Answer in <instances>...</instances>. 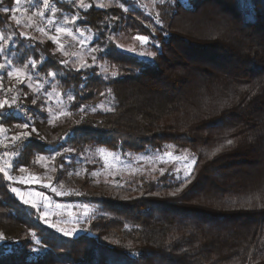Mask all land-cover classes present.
<instances>
[{
    "label": "trees",
    "instance_id": "trees-1",
    "mask_svg": "<svg viewBox=\"0 0 264 264\" xmlns=\"http://www.w3.org/2000/svg\"><path fill=\"white\" fill-rule=\"evenodd\" d=\"M244 1L250 5L248 20L240 0H166L153 10L132 6L126 11L118 4L85 10L73 0H50L58 12L76 16V26L95 33L92 46L119 69L118 76L107 78L97 66L80 73L65 69L59 61L67 59L71 66V55H62L57 43L35 29L28 34L35 40L18 37L22 26L9 19L12 13L0 12V32L12 36L7 59L19 67L41 56L46 62L30 73L39 71L35 80L41 91L19 84L21 111L0 116L8 136L29 133L14 164L28 168L36 155L62 151L74 159L94 147L138 155L167 145L177 152L187 149L197 159L191 183L175 196L170 193L182 180L149 173L125 185L101 184L93 192L62 198L101 208L88 230L72 237L41 220L10 192L0 173V231L7 236L0 241V264H245L249 253L253 264H264V88L259 87L264 0ZM3 6L15 7L14 0H3ZM162 9L168 13L162 11L163 28L152 27L155 11ZM119 34L148 36L156 56L109 41ZM49 70L58 72L57 87L69 113L51 123L46 105L40 107L51 91ZM69 94L75 99L69 101ZM106 101L115 112L86 113ZM23 109L32 117L28 129L15 127L25 118ZM226 139L234 145H226ZM63 156L58 166L65 176L73 164ZM249 199L251 206L245 204Z\"/></svg>",
    "mask_w": 264,
    "mask_h": 264
},
{
    "label": "rangeland",
    "instance_id": "rangeland-1",
    "mask_svg": "<svg viewBox=\"0 0 264 264\" xmlns=\"http://www.w3.org/2000/svg\"><path fill=\"white\" fill-rule=\"evenodd\" d=\"M186 1V0H185ZM245 20L251 18L250 5L246 3L244 0H240ZM100 2H103L107 5V7H111L112 5L118 4L122 5L123 8L128 9L133 7H140L144 10L150 9L153 10V0H85L86 4L95 5L97 6ZM35 3V2H33ZM24 4L20 5L21 8ZM98 7V6H97ZM41 10H43L41 8ZM30 13H24L23 16L26 17ZM17 17H21V13H15ZM60 16V17H59ZM55 24L50 25V28L47 29L50 35L58 36V42L64 45L65 50H67L70 54H82L83 58L87 60L89 64L92 63L91 57L95 55L97 57V62L93 66H97L100 68V72L105 76V74L101 70V65H104L109 68V74L112 71L111 65L108 61L104 60L101 56V50L98 52H91L92 48H99L93 47L92 41L95 38V33L87 27L76 26L75 23L68 22L66 23V18L70 21L72 16L68 13L58 12L55 16L50 15ZM59 18V19H58ZM35 21H39V17L33 18ZM23 23V21H22ZM152 27H156L157 24L153 22ZM56 26H63L68 28L70 31L73 32L76 39H73L71 36H67L65 34H57L55 32ZM81 27V28H80ZM31 29H35V24L31 28H21V30L31 34ZM83 32L84 36L80 37L79 33ZM197 32H203L202 27H198ZM136 36L135 34H119L115 37V41L120 48L127 50V48L131 47L134 48L135 51L138 53L140 51L149 52L152 51L151 48V40L149 39L148 44L141 45L139 41L134 40L133 37ZM48 38V37H47ZM83 39L85 42L83 45L79 43V40ZM12 42V41H10ZM137 47V48H136ZM140 47V49H139ZM100 49V48H99ZM70 56V55H69ZM3 59V54H0V64L6 63ZM76 59V55H71V61ZM14 66V65H13ZM19 67V66H15ZM31 73V72H30ZM29 73V74H30ZM107 75V76H108ZM34 81L36 76L33 77ZM49 79H53L49 77ZM13 79H9L5 76L4 85L9 86L12 84ZM27 83V82H26ZM36 83H38L36 81ZM39 84V83H38ZM51 84V91L52 98L45 97L46 103V111L49 113L48 109H51L52 113L57 114V118H61L65 115H59L61 111L68 113L67 107V99L63 97L60 93L57 85L58 81L55 79ZM40 85V84H39ZM48 85V83H46ZM40 87V86H39ZM55 89V91H54ZM101 105H104L102 108ZM111 103L109 101L101 103L98 107H96L95 111H92L93 108L87 109L86 113H96V112H105L107 107H110ZM55 119V120H56ZM50 120L52 117L50 116ZM52 120V121H55ZM5 128V127H4ZM7 133V132H6ZM8 135V134H7ZM100 149H104V154L100 153ZM165 152H171L172 156H166ZM64 153V156L61 159H65L66 164H73L69 171L67 170L66 175L61 174L59 169H63V166H58V162L60 160V155ZM111 153V155H108ZM189 156L193 155L190 151L187 152ZM70 152L67 153L62 151L61 153H53V154H38L35 156L34 160L32 161V165L27 169L26 172L21 173L16 169H9V172L14 177L20 178L23 177L25 182L23 183H13L9 182L10 186H15L20 188L22 192L26 194V198L28 197L27 194L31 193L41 205L43 201L37 193H43L45 197H47L51 201L50 208L47 209L51 215L50 219L52 221H63V220H70L73 217H69L68 212L69 210L74 214L75 218H78L81 223L77 225L79 229H82L75 233L73 236H76L80 233L85 232L88 230L90 221L97 215L101 214V208L92 204H82L81 202H67L63 201L62 198H69L81 195L85 193V191H94V188L101 184H115V185H125L132 180L139 178L141 176H147L149 173H159L161 174V169L164 170V173H169L174 178L177 175L175 169L179 168L180 172L178 173L183 180V172H184V164L185 161L183 159H177V157H182L185 155L184 151L177 152L175 148H162L159 152L150 151L145 154H138L134 155L131 153H123V152H113L107 148H90L85 153L76 154L74 159L70 156ZM19 156V155H18ZM37 156H43L45 159L38 161L36 158ZM54 157V159H51ZM141 157H147L148 159H140ZM160 158H163L162 160ZM14 160V159H13ZM11 159L10 163H13ZM74 160V161H73ZM79 172L80 175L77 176L75 173ZM69 173H72L70 176ZM92 173H97V175H92ZM35 176L37 177L36 181H28V177ZM63 183V189L59 187L60 183ZM45 185H51L52 187H56L58 191H63L64 195H57L56 192L52 191L51 187H46ZM60 205L61 207H57ZM87 205L89 209L88 216L83 214L84 209L83 206ZM66 206V207H65ZM39 215V214H38ZM48 225V224H47ZM71 227V224L67 225ZM54 229V228H53Z\"/></svg>",
    "mask_w": 264,
    "mask_h": 264
},
{
    "label": "snow or ice",
    "instance_id": "snow-or-ice-1",
    "mask_svg": "<svg viewBox=\"0 0 264 264\" xmlns=\"http://www.w3.org/2000/svg\"><path fill=\"white\" fill-rule=\"evenodd\" d=\"M74 3H77V6L79 8L85 9L87 10L89 7H91L90 4H86L85 0H73ZM166 0H153V6L157 7V6H163L165 4ZM15 3V7H4L3 6V0H0V12L3 13H12V15L9 16V19L12 21H15V24L19 27L22 26L23 28H31L33 27V25L35 24V31L39 32L42 36H47L48 39L52 40L54 43H57V51H60L62 53V55L64 56H69V55H76V59L73 60L71 62V66H70V62L67 59L64 60H60L59 63L61 65L64 66L65 69H68L69 71H75L77 73L82 72V70H85L89 67H93V65L96 64L97 62V57L95 55H93L91 57L92 63L89 64L87 62V60H85L83 58L82 54H70L67 50H65L64 45L62 43L58 42V36H53L49 34V31L46 29L45 25H54L55 22L51 17H47L45 14V11L41 10V7L38 5L33 4V0H14ZM22 3H25L27 5H29V7L26 8H21L20 5ZM98 7L100 8H105L107 7V5L103 2H100L98 5ZM122 6V5H121ZM42 8L44 10L50 11L52 16H55L57 13V9L52 7L50 4V0H42ZM127 9H125L126 11ZM162 11L164 12V14H168L167 13V9H162V10H156L154 13V18H155V23L157 25H159L161 28H163V21H162ZM20 12L21 13V17H17L15 15V13ZM24 13H30L26 19L24 18L23 14ZM151 14V13H150ZM178 15V13H173V18H175V16ZM34 17H39V21H35L33 18ZM77 19L76 16H73L71 18V20L69 21L67 18L65 20L66 23L68 22H72L75 23V20ZM113 19H115V17H113ZM23 21V23H22ZM153 31H155V29H153ZM55 32L57 34H65L67 36H71L73 39H76V37L74 36L73 32L70 31L68 28L63 27V26H56L55 27ZM18 37H23L25 39L28 40H35L37 39V37L35 36H30L28 35L27 32L21 30L17 33ZM80 37L84 36L83 32L79 33ZM109 41H114L115 37L114 36H109L108 37ZM134 40H137L140 42L141 45H146L149 42V37L146 35H136L133 37ZM9 41H12V36H5L2 32H0V54H5V58H6V63L4 64H0V72H3L4 74H0V90H3V81L5 79V76L7 78L11 79H15L16 83L19 84H24L25 82H27V87L29 89H32L34 93H39L41 91V88L39 87V84L36 83V81H34V75L39 77V71L35 72L34 74H29L33 69H37L38 63H46L44 61L43 56H41L39 58V60L37 59H30L27 61L26 64H23V61H21V63L23 64V67H15L13 66L14 62L10 59H7V53H6V45L9 43ZM14 42V41H13ZM84 40L81 39L79 40V43L81 45L84 44ZM41 43H43V41H41ZM117 47H120V45H117ZM156 47H158V45H156ZM101 49L99 48H92L91 52H98ZM127 51L129 52H134L135 49L134 48H127ZM141 56H148V57H152L154 58L156 56V52L155 51H149V52H145V51H140L138 53ZM101 70L102 72L105 74V78H107V75L109 74V68L101 65ZM113 69L110 72V75L112 77H116L119 75V69L115 68V65L112 66ZM41 71L43 70L42 68L40 69ZM93 74L95 75V71L93 72ZM58 75L57 71H47L46 72V76L47 77H51L53 78V80L56 79ZM86 85L81 84V87H85ZM259 87L264 88V83H261L259 85ZM13 91V88L10 87L5 91V96L0 98V116L5 114V111H9L15 114H19V112L21 111L22 105L18 104V100L20 99L21 96V90L20 89H15V94L12 95L11 97L7 96V92H11ZM46 91V90H45ZM55 91V89H54ZM110 92V90H109ZM256 92L253 91L252 95H255ZM101 95H104V93H101ZM24 96H27V93H24ZM48 98L51 99L52 98V93H48ZM69 101H72L75 99V97L71 94H69L67 96ZM40 99L39 95L36 96V98H34L31 102L33 105L37 104V100ZM46 101L44 104H41V110H44V107L46 105ZM101 107L103 108L104 105H101ZM96 109L93 108L92 111H95ZM107 112H115V108L114 107H107L105 109ZM50 116L52 117V120H55L57 118V114L56 113H52L51 109H48ZM85 111V109L83 107L80 108V112L83 113ZM69 113H65L63 111H61L59 113V115H68ZM5 118H7L5 116ZM32 119L31 116L27 115V112L25 113V118L23 120L22 123H18L15 125L16 128H23V129H28L30 127L29 121ZM52 120H49V122L51 123ZM32 132H36V128L32 127L31 128ZM0 133H6V129L3 126V123H0ZM37 135H39V133H37ZM29 136L28 132H22V133H18L16 135H13L11 137V142L13 144H15V142L20 141L22 138H27ZM5 139H9L7 137V135H5ZM0 144H3V141H0ZM225 144L228 146H232L234 145V140L233 139H226L225 140ZM6 149L8 148L7 144L3 145ZM225 145L222 144L220 145V147H217L216 149H214V151L211 152V156H215L218 152H220L222 150V148ZM167 148H173V145H167ZM71 151V150H69ZM100 153L103 155L104 154V149H100L99 150ZM185 155L182 157H177V159H183L185 161L184 164V172H183V180L181 181V184L179 187H177L175 189L174 192L170 193V195L175 196L177 193L181 192L183 190V187L186 186L187 184L191 183V179H192V171H193V166L197 163V159L195 157V155H191L189 156L187 154L188 150L184 149L183 150ZM4 156H9V155H13L16 156L18 155L15 152H9V151H5L3 153ZM108 155H111V153H108ZM166 156L171 157L172 153L171 152H165ZM38 161L40 160H44L45 158L43 156H37L36 158ZM51 159H54V157H51ZM140 159H148L147 157H141ZM161 160L163 158H160ZM9 169H16L21 173H24L27 171L26 167H22L19 166L17 164L14 163H10L8 161H5V164L3 167H0V173L3 174V179L9 182H19V183H23L25 182L23 177L17 178L14 177L13 175L10 174ZM161 175L164 174V170L161 169ZM177 175L175 176L176 180H181L180 175L178 174L180 172V169L177 168L175 169ZM77 176L80 175L79 172L75 173ZM69 175L71 176L72 173H69ZM92 175H97V173H92ZM37 177L35 176H30L28 177V181H36ZM46 187H51L53 192H56L57 195H64L65 193L63 191H58L56 187H52L51 185H45ZM59 187L61 189H63V183L61 182L59 184ZM10 192L13 193L16 197H18L24 204L26 205H30V207L32 209H35L36 212L39 214V218L41 220H43L46 224H48L49 227L54 228L56 231L62 233L64 236L66 237H72L75 233H77L78 231L82 230L79 229L77 227L78 224L81 223V221L78 218L74 217V214L69 210L68 215L69 217H73L70 220H63V221H52L50 219V215L51 213L47 210L50 208L51 205V201L44 196L43 193H37L36 195L39 196L41 198V200L43 201V204L41 205L39 202H37L36 198L34 196H32L31 193L27 194L28 197L31 198H26V194L24 192H22L20 190V188L15 187V186H10L9 188ZM245 204H247L248 206L252 205V200L249 199L247 201H245ZM244 204L241 205V207H243ZM57 207H61L60 205H57ZM66 207V206H65ZM260 207L264 208V203L260 204ZM84 212L83 214L85 216H88L89 214V209L87 205L83 206ZM71 224V227H68L67 225ZM31 236L35 239L36 237V233L32 232ZM7 240V236L3 231H0V241H5ZM37 243L39 244V241H37ZM33 252H38L39 249L38 248H32ZM231 259V258H229ZM245 264H253L252 262V256L249 253L248 255V259L245 261Z\"/></svg>",
    "mask_w": 264,
    "mask_h": 264
},
{
    "label": "built area",
    "instance_id": "built-area-1",
    "mask_svg": "<svg viewBox=\"0 0 264 264\" xmlns=\"http://www.w3.org/2000/svg\"><path fill=\"white\" fill-rule=\"evenodd\" d=\"M33 4H37L39 6V4L36 2V0H33ZM24 6L23 7H29V5L23 3ZM40 7L42 8V5H40ZM43 9V8H42ZM43 11H45L43 9ZM45 13H48L47 11H45ZM46 29H49L50 28V25H45ZM4 83H3V90H0V98L4 97L5 96V91L10 88V86H7V87H4ZM19 86V83H15L13 85V91L11 92H7V96L8 97H11L12 95L15 94V89H17V87ZM23 113H26V109H23L22 110ZM5 115L6 116H9L10 115V112L9 111H5ZM5 135H7L6 133H0V141H3V144H0V167H3L4 164H5V161H10L12 158L16 157L19 155V152L20 150L22 149V147L24 146V144L26 143V139L25 138H22L20 141H17L15 142V144H13L11 142V137L7 135V137L9 139H5ZM4 144H7L8 145V148L6 149L3 145ZM5 151H9V152H15L17 153L18 155L16 156H13V155H9V156H4L3 153Z\"/></svg>",
    "mask_w": 264,
    "mask_h": 264
}]
</instances>
